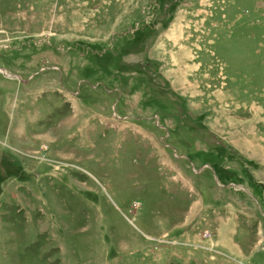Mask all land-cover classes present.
Masks as SVG:
<instances>
[{
  "label": "rangeland",
  "instance_id": "1",
  "mask_svg": "<svg viewBox=\"0 0 264 264\" xmlns=\"http://www.w3.org/2000/svg\"><path fill=\"white\" fill-rule=\"evenodd\" d=\"M0 264H264V0H0Z\"/></svg>",
  "mask_w": 264,
  "mask_h": 264
},
{
  "label": "water",
  "instance_id": "2",
  "mask_svg": "<svg viewBox=\"0 0 264 264\" xmlns=\"http://www.w3.org/2000/svg\"><path fill=\"white\" fill-rule=\"evenodd\" d=\"M0 71H2V70L0 69Z\"/></svg>",
  "mask_w": 264,
  "mask_h": 264
}]
</instances>
